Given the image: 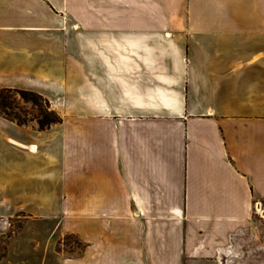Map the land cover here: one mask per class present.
<instances>
[{"label":"crops","instance_id":"1","mask_svg":"<svg viewBox=\"0 0 264 264\" xmlns=\"http://www.w3.org/2000/svg\"><path fill=\"white\" fill-rule=\"evenodd\" d=\"M0 89L61 115L0 116V236L55 224L0 264L180 263L264 205V0H0Z\"/></svg>","mask_w":264,"mask_h":264},{"label":"rangeland","instance_id":"2","mask_svg":"<svg viewBox=\"0 0 264 264\" xmlns=\"http://www.w3.org/2000/svg\"><path fill=\"white\" fill-rule=\"evenodd\" d=\"M5 97L9 103H12L15 98L13 109H6L8 115L11 118L19 117L26 125L32 123L38 125L37 120L43 116L53 118L50 115L51 112L61 118L60 113L45 98L47 104L39 101L36 106L32 102L24 101L19 95L13 93H6ZM261 210L262 212L258 213ZM29 226L30 224L23 221V218L11 219L9 231L5 235L0 236V259L9 255V247L13 246V244H17L18 246L20 243L26 244L25 242H28L29 245V241H32L34 244L41 243L43 247L47 246L50 232L55 224L47 225L45 223H39L38 227L34 226L36 228V233H33L35 236H32ZM75 227L76 218H70L67 228L72 230ZM52 238L51 250L53 254L59 253L60 257L69 258L79 257L83 254L85 245L75 233L71 231L64 234L57 232ZM24 244L23 246H25ZM24 251V254H20L19 251L17 255L19 257L26 255L31 258L41 256L40 251V253H33L26 249ZM156 259L157 257L153 258L151 256V261ZM173 260L172 255L166 257V261L170 262L166 264H173ZM151 264L161 263L153 262ZM174 264H264V205L261 204V208H258L257 211L255 209L249 224L242 231L233 235L226 245L220 247L218 252L209 250L208 254L202 257H189L188 255H184L180 263Z\"/></svg>","mask_w":264,"mask_h":264},{"label":"trees","instance_id":"3","mask_svg":"<svg viewBox=\"0 0 264 264\" xmlns=\"http://www.w3.org/2000/svg\"><path fill=\"white\" fill-rule=\"evenodd\" d=\"M6 93H13L15 95H19L24 101L32 102L34 105H38L39 101H43L47 104L46 100L40 96L37 93L31 92V91H24V90H11V89H0V116H3L4 118L17 123L18 125H26L25 122L21 121L19 117L11 118L8 113L6 112V109H13L14 101L12 103L7 102L5 94ZM52 117L43 116L42 118H39L38 125L41 130H45L49 128L51 125H55L58 123H61V118L56 116L53 112H51Z\"/></svg>","mask_w":264,"mask_h":264}]
</instances>
